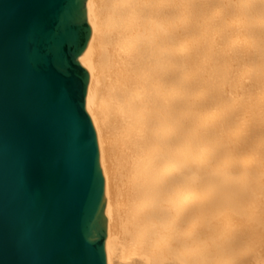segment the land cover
I'll return each mask as SVG.
<instances>
[{"label": "bare ground", "instance_id": "obj_1", "mask_svg": "<svg viewBox=\"0 0 264 264\" xmlns=\"http://www.w3.org/2000/svg\"><path fill=\"white\" fill-rule=\"evenodd\" d=\"M107 264H264V0H86Z\"/></svg>", "mask_w": 264, "mask_h": 264}, {"label": "water", "instance_id": "obj_2", "mask_svg": "<svg viewBox=\"0 0 264 264\" xmlns=\"http://www.w3.org/2000/svg\"><path fill=\"white\" fill-rule=\"evenodd\" d=\"M86 0H0V264H107Z\"/></svg>", "mask_w": 264, "mask_h": 264}]
</instances>
